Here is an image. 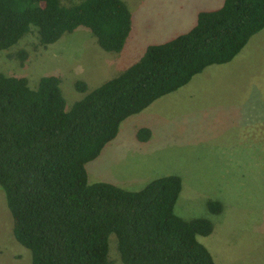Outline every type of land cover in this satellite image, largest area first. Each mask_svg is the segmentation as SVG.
<instances>
[{
	"label": "trees",
	"instance_id": "trees-1",
	"mask_svg": "<svg viewBox=\"0 0 264 264\" xmlns=\"http://www.w3.org/2000/svg\"><path fill=\"white\" fill-rule=\"evenodd\" d=\"M34 27L47 47L65 33L87 28L106 52H119L131 30L122 0H0V51ZM264 28V0H223L200 11L185 33L146 47L139 60L65 109L55 76L32 89L24 77L0 73V188L15 240L31 264H109L114 235L122 264H215L198 237L211 234L208 219L185 221L173 207L178 176L128 191L106 182L89 184L85 164L112 141L122 121L186 85L211 65L226 64ZM24 52L18 54L24 59ZM138 142L150 137L136 130ZM221 204L208 202L212 214Z\"/></svg>",
	"mask_w": 264,
	"mask_h": 264
},
{
	"label": "rangeland",
	"instance_id": "rangeland-1",
	"mask_svg": "<svg viewBox=\"0 0 264 264\" xmlns=\"http://www.w3.org/2000/svg\"><path fill=\"white\" fill-rule=\"evenodd\" d=\"M83 0H59L64 7ZM131 30L119 52H106L84 27L55 43L38 44L34 27L0 51V73L24 77L35 89L43 76L59 79L69 110L86 93L121 74L151 44L187 32L200 11L223 0H122ZM24 52V59L18 56ZM150 137L138 142L135 133ZM89 184L106 182L138 191L148 182L178 176L173 212L185 221L208 219L213 230L198 241L215 264H264V28L226 64L211 65L118 127L115 138L85 164ZM221 204L212 214L208 202ZM109 264H122L116 239L108 238ZM0 264H31L30 252L12 234V218L0 188Z\"/></svg>",
	"mask_w": 264,
	"mask_h": 264
}]
</instances>
